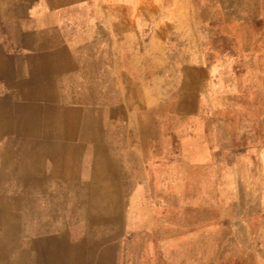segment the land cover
Instances as JSON below:
<instances>
[{"label": "rangeland", "instance_id": "rangeland-1", "mask_svg": "<svg viewBox=\"0 0 264 264\" xmlns=\"http://www.w3.org/2000/svg\"><path fill=\"white\" fill-rule=\"evenodd\" d=\"M157 2L71 13L109 68L78 137L46 139L76 150L68 185L23 187L44 141L0 138V264H264V0Z\"/></svg>", "mask_w": 264, "mask_h": 264}, {"label": "crops", "instance_id": "crops-1", "mask_svg": "<svg viewBox=\"0 0 264 264\" xmlns=\"http://www.w3.org/2000/svg\"><path fill=\"white\" fill-rule=\"evenodd\" d=\"M94 1L0 0V138L43 139L44 144L38 146V154L49 155L52 162L47 174L39 167L32 174L29 166L23 167V187L61 185L63 177L69 181H65L66 185L72 182L67 174H62V169L76 163V150L71 145L48 146L45 142L46 139L47 142L51 139L55 142L57 138L78 137L77 111L73 107L95 104L90 94L94 88L90 85L94 83L91 75H104L108 71L109 65L104 62L101 65L88 62L92 56L81 49L79 43L91 40L85 33L86 24L79 29L69 23L73 11L87 17L88 12L85 11L94 8ZM148 1L149 4L145 5ZM108 2L102 0L103 9H108ZM137 3L144 9L156 11L158 7L157 0H137ZM152 17L148 18L149 22ZM121 21L118 20L119 25L123 24ZM157 32H154L156 37ZM157 40L151 47L156 58L162 55L158 53ZM105 56L108 64L109 56ZM194 69L205 75L203 67ZM191 70L192 67L186 66L183 71L182 84L188 89ZM109 134L103 130L93 133L92 137ZM32 212L39 215L40 210L37 207Z\"/></svg>", "mask_w": 264, "mask_h": 264}]
</instances>
